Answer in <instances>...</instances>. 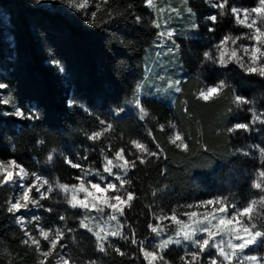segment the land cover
Here are the masks:
<instances>
[{"label":"trees","instance_id":"obj_1","mask_svg":"<svg viewBox=\"0 0 264 264\" xmlns=\"http://www.w3.org/2000/svg\"><path fill=\"white\" fill-rule=\"evenodd\" d=\"M256 1L229 0V6H253ZM188 4L195 12L200 36L182 42L186 77L181 91L173 105L142 98L148 112L142 120L131 113L117 116L114 109L124 104L142 78L145 48L158 32L145 0H110L94 22H90L94 6L84 12L58 2L42 6L37 0H0V83L6 85L0 88V159L15 160L30 175L73 184L81 171L66 160L101 167L103 150L112 156L121 148L131 160L139 154L133 140L151 151L162 149L158 157L146 155L144 164L137 161L126 177L131 182L126 187L135 199L131 208H125L124 236L135 233L136 240L149 249L152 231L148 226L159 214L175 211L181 216L195 210L187 205L218 197L243 206L264 194L252 186L258 171L264 169L260 153L264 124H250V131H228L235 125L239 107L234 103L236 92L250 101L252 110L264 112V78L247 74L234 63L206 69L205 40L217 38L233 17L230 12L219 15L207 0H188ZM107 10L113 12L111 17ZM3 14L9 25L3 23ZM210 15L217 16L216 23L208 19ZM216 79L227 83L222 94L207 102L197 99L203 82ZM16 108L23 118L14 115ZM29 115L34 118L28 119ZM108 124L111 130L100 139L88 138ZM170 124L190 137L187 151L169 143ZM13 192L11 184L0 187V264H39L44 258L22 243L27 239L25 229L8 211ZM41 205L35 223L47 230H64L61 244L65 247L61 250L58 245L48 264H56L62 254L73 264H147L139 245L130 239L105 243L106 248L109 244L119 247L124 256L112 248L107 254L99 252L95 236L80 225L82 210L71 208L58 189ZM41 244L47 248L46 241ZM257 248L262 252L264 245ZM163 255L170 264H183L180 247L171 245Z\"/></svg>","mask_w":264,"mask_h":264},{"label":"snow or ice","instance_id":"obj_2","mask_svg":"<svg viewBox=\"0 0 264 264\" xmlns=\"http://www.w3.org/2000/svg\"><path fill=\"white\" fill-rule=\"evenodd\" d=\"M39 2V0H37ZM66 3L68 7L73 8L77 11H84L90 7L94 6L95 11L91 12L90 22H94L97 13L105 10L103 6H107L110 0H96L93 4V0H62ZM211 4V7L219 9V15H226L228 12L231 13L234 18L235 23L238 26L248 29L247 33L242 35L233 36L232 34L225 35L221 41L216 45V51L218 55L213 56L211 52L204 53L205 60H211L217 63L220 67L227 68L229 64H236L247 74H255L264 78V0H257L256 5L250 8H240L237 6H229V0H207ZM184 5L188 4V0H182ZM145 6L152 8L153 10H158L161 14L165 11L164 8L157 9L154 0H145ZM169 11L177 12V9H169ZM187 11L191 13L192 9L187 8ZM107 15L111 17L113 12L107 10ZM212 23H216L217 16L210 15L208 17ZM137 22H140V17H136ZM153 27L160 29L161 24L159 20L152 21ZM195 27V26H194ZM213 31L214 29H209ZM174 31H158V38L171 39L174 36ZM241 40H247L248 44L239 43ZM175 43V41H173ZM179 46H176L178 50ZM169 52H173L174 49L169 48ZM57 66H59L57 62ZM61 67V71H62ZM180 81L169 82L168 87L173 88L174 91L180 92L179 87ZM6 85L0 84V88H4ZM142 85L137 87V94L140 92ZM227 87L225 81H220L219 83L202 88L196 94V98L199 100H204L205 102L218 97L222 94L223 90ZM3 103H10L9 100H3ZM234 103L238 106L241 104H248L250 101L243 96L234 95ZM135 105L140 112V119H144L148 112L142 106L138 95L135 100ZM119 111H123L122 109ZM252 112V120L249 123H236L233 127L229 128V132L244 130L250 131V124L259 122L264 124V112L257 113L255 110L250 109ZM14 115L18 117H24V113L16 108ZM28 119L34 118L29 115ZM101 124L105 121L101 120ZM112 125L108 124L103 131L93 132L88 138L91 140H98L105 132L111 130ZM170 127L175 129L176 125L170 124ZM160 130L164 131V126H160ZM149 136H152V132L149 131ZM169 143L181 149L183 151L188 150L187 139L185 134L175 131L169 135ZM153 142L155 138L153 137ZM43 143V141H40ZM132 146L137 149L138 152L146 154L150 157H158L163 154V150L160 149V145L157 143V148L160 149L159 152L151 151L149 147L141 143L140 141H131ZM259 147V146H257ZM261 156L264 157V148H260ZM247 155L248 153H244ZM53 157L48 156V160L51 161ZM86 159V157H85ZM139 163L144 164L146 160L142 156H137ZM137 160H130L125 156V150L123 148L115 151L112 158L105 156L103 171L108 173L109 177L115 178L119 181V185L116 183L108 182L103 184L104 177L97 171L94 173L99 177V182H94L92 180H87V176L92 174L90 171L85 170L84 167L72 160H66V163L70 164L72 168H78L81 170L83 175L77 176L76 179L79 181L77 184H66V183H55V188L53 184L48 180L32 173L31 175L35 178L34 181L28 185L20 183L28 178L29 173L25 168L18 164L15 160H0V187L7 184H17L21 189V193L18 197L13 200H9L8 211L11 213L19 212L21 209H27L29 205L34 207H42L40 204L41 200L47 199L48 195L52 193L55 189H59L65 194L66 202L73 208H80L86 213L96 212L98 217L108 210L107 220L117 221V227L112 230H108L106 226L97 224L98 231H94L85 221L89 220L90 217L85 215L80 221V225L86 228L89 232L95 236L97 241V250L99 252L107 254L108 248H112L118 255H126L119 247H113L108 245L105 247V243L109 236L120 237L122 239H130L133 244H138L143 257L148 264H169L165 259L163 253L168 249L171 244H179V239L168 238L161 240L155 245L154 249H149L145 247L144 241H137L135 238V233H132L131 237L124 236L117 220L118 215L123 216L125 214V208H131V202L135 199V194L128 191L125 185H129L130 180L124 179L122 176L115 174L113 172L114 168L121 169L125 175L129 169H134L136 167ZM115 161V162H114ZM47 188L44 191L41 189ZM253 188L257 189L260 193H264V169H261L257 173L256 179L253 181ZM33 190L38 193V196H34ZM123 190V191H122ZM79 193H84L81 198ZM188 208L201 209L203 212L191 211L183 213L184 216L189 218L191 223H187L181 220L175 211L171 216H161L157 217L158 223L155 225L149 224V229L159 236L163 229L160 227L159 221L165 219L171 220L173 223L178 225V230L176 232L177 237H181L186 242H189L193 248L197 250L187 251L184 256L180 259L183 264H197V261H202L203 254L210 250L215 249V254L208 258L207 264H264V256L249 255L246 254V250L250 249L256 245H264V194L260 195L258 198H253L249 200L243 206H239L235 201H229L227 198L218 197L215 199H210L206 201H201L195 205H187ZM51 211V209H48ZM98 217H91V219H97ZM38 219V218H37ZM61 220L65 219L60 217ZM18 222L23 223V219L18 217ZM39 237L32 235L30 232L25 231V235L28 239L22 241L27 246L33 247L40 256L44 259L39 261V264H48V257L52 256L59 247L61 250L65 245L61 244L64 239V230H45L43 228H38ZM103 233V235H101ZM227 237V240H225ZM41 240L47 241V248L42 247ZM190 257V259H189ZM56 264H73L70 257L66 255H60ZM90 264H95V262H90Z\"/></svg>","mask_w":264,"mask_h":264},{"label":"rangeland","instance_id":"obj_3","mask_svg":"<svg viewBox=\"0 0 264 264\" xmlns=\"http://www.w3.org/2000/svg\"><path fill=\"white\" fill-rule=\"evenodd\" d=\"M57 2L61 6L68 7L66 3L62 2V0H39L38 4L42 5V6L43 5L44 6H46V5L50 6V5L57 3ZM154 3L156 4L157 9H159V8L165 9V11L161 14L158 10H153L152 8L148 7V9L152 12L154 19L159 20V22L161 24V28L158 29V31H165L166 32L168 30H172V31H174L175 34L171 39H167L166 37L161 39V38H158V36L156 34L155 38L151 41V43L146 46L145 52H144V58H143L144 74H143L142 78L139 79L138 82L136 83V85L132 91L131 96L124 101V104L121 107L114 109V113L117 116H121L125 113H131V114H134V115L140 117V112L135 105V100L137 98V95H138V98L140 101L142 98H156V99H160V100L164 101L167 105H173L179 92L174 91L173 88H169L168 83L178 80V81H180L179 87L181 88V83L186 77V70L184 68L182 56H181L182 42L188 41L189 39L199 38V36H200L198 26L196 23L195 12L189 4L184 5L182 3V0H154ZM255 5H253V6H255ZM232 6H237L240 8L253 7V6H243V5H239V4H234ZM173 8L177 9L179 14H177V12L169 11V9H173ZM187 8L192 9L191 13H189L187 11ZM213 9H216V8H213ZM216 11H220V10L216 9ZM2 20H3L4 24L9 25L8 21H7V17L4 14L2 15ZM248 31H249L248 29L243 28L241 26H238L235 23L234 18H233V20L229 24H227V26L223 29V32L217 38L207 37V39L205 40L207 42L206 46H205V49H206L205 52H211L213 54V56H216V55H218V53L216 51V45L221 41V39L225 35L232 34L233 36H237V35H242L244 33H247ZM173 41H175V43H173ZM239 43L248 44L249 42L247 40H241V41H239ZM177 45L179 46L178 50H176ZM169 48L174 49V51L169 52L168 51ZM187 51H188V49H187ZM203 60H204L203 64H204L206 69L211 67L212 71H213L217 66L220 67L217 63H214L211 60H205L204 55H203ZM220 81H222V80L216 79L214 83L211 80L205 81V82H203V85L201 86L200 89L213 86V85L219 83ZM140 85H142V87L140 88L139 94H137V87ZM198 91H197V93H198ZM235 95H239L238 92H236ZM121 109L123 111H119ZM250 109H251V107H249V104L239 105L238 111L236 113V117L234 120V124H236V123H249L252 120V112H250ZM175 131H179L177 127L175 129H173L172 133ZM254 149L256 150L255 147H254ZM136 151H137V149H136ZM138 153H139L138 156H142L145 159L146 154H142L140 152H138ZM105 156L112 158V156L107 154V151L103 150V160L101 163V167H96V166L84 167L85 170H88L92 173V174H89L87 176V180L99 182V177L94 174L97 171H99V173L104 177V180L102 182V186H103V184H106L108 182L116 183L117 185H119V181L115 180L114 176L109 177L108 173L103 171V164H104ZM131 160H137V156ZM78 170H80V169H78ZM129 170H128V172H129ZM113 172L115 174L122 176L124 179H126V177H127V175H125L121 169L114 168ZM128 172H127V174H128ZM35 174L42 177L43 179L48 180L47 178H45L44 176H42L38 173H35ZM81 175H83L82 172H81ZM34 179L35 178L32 175H30V173H29L28 178L24 181H20V183H24L25 185H28V184L32 183L34 181ZM49 182L52 183L53 187L55 188V183L57 181H55V182L49 181ZM77 183H79L78 180L73 184H77ZM66 184H68V183H66ZM11 185L14 187V192H13V195L11 198V200H13V202H14V199L20 195L21 189L15 183H13ZM69 185H71V184H69ZM46 188H47V185H45V188L41 189V191H44ZM125 188L128 190L126 185H125ZM60 192L65 196V194L62 191H60ZM32 194L34 196L39 195L38 193L35 192V190H33ZM50 194L48 196H50ZM79 196L82 198L84 196V193H79ZM208 200H210V199H208ZM40 204H41V201H40ZM40 208L41 207H34L32 205H29V207L27 209H21L19 212L15 213L16 222L22 227V229L23 230L25 229V231L30 232L32 235L36 236L37 238H40L39 232L37 231V229L43 228V227H41V225L35 223V221L37 219V212L39 211ZM193 211L203 212L204 209L203 208L195 209ZM108 214L109 213H108L107 209L105 210V213L101 214L99 217H98V214L94 211L90 212V213H86L84 210H82V218L81 219H83L85 215H88L90 217V219L85 221V223L88 224V226L91 227L94 231L99 230L97 228L98 223L102 226H106L108 228V230L115 229L117 227V221L107 220ZM171 215L172 214H159V215H157L155 217V220H154L152 225H155L158 223V221L156 219L157 217H161V216L167 217V216H171ZM123 216L118 215L117 220L119 221V224L122 226L121 231L124 235L126 233V230H125V222L123 220ZM177 216L181 220H183L187 223H191V221H189V218L187 216H184V215H181V216L177 215ZM18 217L23 219V223L18 222ZM91 217H98V218L97 219H91ZM159 224H160V227L163 229V232L159 236H157L155 233L152 232V236L150 238V245H151L150 249H154L155 245L158 244L161 240L168 239L171 237L173 239H179L180 240L179 244H171V245H175L178 248L180 247L183 250L184 255H185V252H187V251L194 252L197 250L196 248H193L189 242L184 241L182 239V236L181 237L176 236V232H177L179 226L176 225L175 223H173L171 220L165 219L163 221H159ZM28 226H31V228H28L26 230V227H28ZM43 229H45V228H43ZM84 229H86V228H84ZM45 230H47V229H45ZM101 235H103V233H101ZM114 238H120V237L109 236L107 239V242L110 241L111 239H114ZM27 239H28V237H27ZM225 240H227V237H225ZM46 243H47V241H46ZM171 245H169L168 248ZM257 247H258V245L253 246L250 249L246 250V254L264 256V250L262 252H260ZM214 254H215V249H210V250L206 251L203 254L202 261H197V264H207L208 258ZM62 255H64V254H62ZM189 259H190V257H189ZM147 264H148V261H147ZM157 264H160V262H157ZM169 264H170V262H169Z\"/></svg>","mask_w":264,"mask_h":264}]
</instances>
